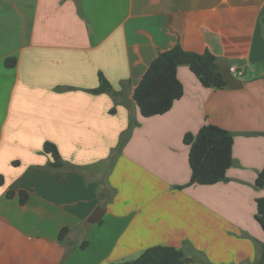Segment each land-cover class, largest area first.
I'll return each instance as SVG.
<instances>
[{
    "label": "crops",
    "instance_id": "0c3cea01",
    "mask_svg": "<svg viewBox=\"0 0 264 264\" xmlns=\"http://www.w3.org/2000/svg\"><path fill=\"white\" fill-rule=\"evenodd\" d=\"M176 44L238 68L243 86L205 88L179 66L182 97L144 118L133 91ZM99 73L119 97L91 92ZM204 125L233 133V164L187 185L183 137ZM262 171L264 0H0V264L123 263L154 246L184 264H259Z\"/></svg>",
    "mask_w": 264,
    "mask_h": 264
},
{
    "label": "trees",
    "instance_id": "16d2710c",
    "mask_svg": "<svg viewBox=\"0 0 264 264\" xmlns=\"http://www.w3.org/2000/svg\"><path fill=\"white\" fill-rule=\"evenodd\" d=\"M5 65L9 68L14 67L16 59L14 57L6 59ZM179 66H187L205 88H228L222 74L224 66L213 54L208 51L204 53L186 51L176 44L171 49L156 55L133 91L132 98L142 117L163 115L172 108L175 101L182 97L183 87L177 77ZM98 80V87L91 90L93 94L110 93L114 97L121 95L120 92L113 91L101 73L98 74ZM111 112H114V108ZM132 127L131 122L122 141L128 138ZM233 141V133L215 125H204L196 134H185L183 143L189 148L190 168V179L187 185H213L225 181L226 172L233 164ZM43 151L51 155L53 159L49 165L51 168L59 169L66 166L53 143L45 142ZM2 182L0 177V185ZM258 183L264 187V171L259 175ZM7 196L12 197L13 193L8 192ZM26 201L27 194L21 191L20 203L24 204ZM67 232L68 229L63 228L59 232L58 240L63 241ZM86 246L85 241L79 248L84 249ZM258 249L260 253L258 262L264 264V245ZM187 261L185 253L180 249L154 246L146 249L133 261L113 264H184Z\"/></svg>",
    "mask_w": 264,
    "mask_h": 264
},
{
    "label": "water",
    "instance_id": "95a60500",
    "mask_svg": "<svg viewBox=\"0 0 264 264\" xmlns=\"http://www.w3.org/2000/svg\"><path fill=\"white\" fill-rule=\"evenodd\" d=\"M222 74H223L224 80L228 84L229 88H231V89H241L242 88V86H243L242 81L238 78L233 77L230 74L228 67L224 68ZM103 213H104V210L102 208H97L93 212L91 217H89L88 221L90 223H97L101 219Z\"/></svg>",
    "mask_w": 264,
    "mask_h": 264
},
{
    "label": "built area",
    "instance_id": "2783aa9c",
    "mask_svg": "<svg viewBox=\"0 0 264 264\" xmlns=\"http://www.w3.org/2000/svg\"><path fill=\"white\" fill-rule=\"evenodd\" d=\"M228 69L230 74L235 78L240 79L243 75V72L234 66H229Z\"/></svg>",
    "mask_w": 264,
    "mask_h": 264
},
{
    "label": "rangeland",
    "instance_id": "374dc122",
    "mask_svg": "<svg viewBox=\"0 0 264 264\" xmlns=\"http://www.w3.org/2000/svg\"><path fill=\"white\" fill-rule=\"evenodd\" d=\"M130 132H131V130H130ZM124 135H125V132L123 134H121V136H120V138L118 140V143H117L116 147L113 150L118 151V150L124 148L123 146H124V144L126 143V140H127L126 139L125 141H122V138L124 137Z\"/></svg>",
    "mask_w": 264,
    "mask_h": 264
}]
</instances>
